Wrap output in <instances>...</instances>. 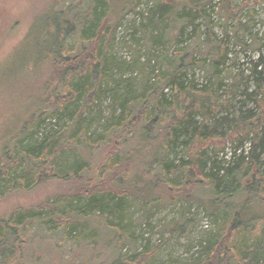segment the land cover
Returning a JSON list of instances; mask_svg holds the SVG:
<instances>
[{"label":"trees","instance_id":"16d2710c","mask_svg":"<svg viewBox=\"0 0 264 264\" xmlns=\"http://www.w3.org/2000/svg\"><path fill=\"white\" fill-rule=\"evenodd\" d=\"M212 1L53 0L43 19L51 31L40 37V45L48 47L40 67L46 69L34 76L43 79L38 102L2 146L0 187L27 194L49 183L54 193L0 218V264H41L43 256L62 264L60 246L40 234L47 227L49 239L56 229L75 252L88 251L80 264L109 250L117 255L109 264H149L153 251L122 254L133 240L123 224L130 209L191 202H205L215 232L188 264H264V214L258 210H264V83L255 65L254 91L248 93L247 79L238 76L224 84L231 73L225 68L220 77L218 70L226 64L227 38L216 41L211 33L205 9ZM140 2L145 12L134 33L141 36L131 48L138 54L142 41L144 61L134 60L141 81L133 87L123 81L110 52L119 22ZM222 4L221 10L237 17L230 0ZM237 21L233 39L244 49V36L258 39L250 20ZM187 29L191 34L185 37ZM204 70L213 79L198 85L194 73ZM240 86L252 109L221 118L223 111L231 113L227 99ZM107 96L109 115L103 123L94 116L91 134L87 115ZM61 116L67 123L59 130L22 145L46 120ZM245 141L247 151L241 149ZM227 144L231 161L216 166L213 158ZM68 153L78 160L64 168ZM189 221L182 213L170 228L185 236ZM78 229L83 231L72 236Z\"/></svg>","mask_w":264,"mask_h":264},{"label":"rangeland","instance_id":"374dc122","mask_svg":"<svg viewBox=\"0 0 264 264\" xmlns=\"http://www.w3.org/2000/svg\"><path fill=\"white\" fill-rule=\"evenodd\" d=\"M126 0H122L125 2ZM222 0H213L211 5L206 7L205 14L209 16L212 24V35L216 41H220L226 34V64L219 68L220 77H225L224 69L230 71V78H226L225 85H229L232 78L238 76L247 79L248 93L255 90L254 78L250 76L251 69L258 65L257 71L260 72V80L264 83V0L261 5L256 4V0H230V7L233 14L237 17H231L225 4L218 5ZM144 2V1H143ZM140 4L132 11L124 15L115 30V41L111 49V57L117 65H120V71L123 75V81L128 82L131 86H137L141 81L139 71L136 68L135 58L139 57V63H143L142 45L139 42V55L134 53L132 45L140 39L139 33H134L135 27L139 22V14L145 12V3ZM53 0H0V155L2 146L10 144V138L14 132L29 118L31 110L38 102L37 86L42 85L43 79L37 80L34 77L38 74L41 65L48 58V47H42L41 35L51 31L46 21L44 12L51 7ZM43 14V15H42ZM42 17V21L38 24ZM236 18V19H235ZM248 23L251 27V35H256L254 39L250 35L244 36V49L235 44L233 39V29L237 26L238 21ZM196 23H200L198 20ZM203 29V28H202ZM191 29L185 31L184 36L188 37ZM184 39V38H183ZM199 55V54H197ZM46 66L40 69L41 76L45 73ZM47 72V71H46ZM199 73V74H198ZM211 73L204 70L195 71L194 81L201 85L207 80H212ZM119 72L116 71L118 77ZM227 77V76H226ZM30 78V79H28ZM34 78L35 81L33 80ZM36 91V92H35ZM244 88L238 87L234 94L228 100V111H223L221 118L235 119L239 110L243 112L252 109V103L244 96ZM111 98L102 99L93 112L88 113L87 117L93 121L89 128L91 134H95V120L100 119V123L108 117L110 112ZM97 116V119H94ZM61 119L46 120L38 128L34 136H26L22 145L29 147L33 142L42 139L49 134V131L59 130L60 127L67 123V118L61 116ZM223 130H226L225 123L221 124ZM224 127V128H223ZM249 142L245 141L242 150L247 151ZM233 148L227 144L224 151L213 158L216 166H225V161H231ZM239 152L237 151L236 154ZM78 158L71 154H65L62 158V166L68 167L77 161ZM224 162V164H223ZM212 163V161H211ZM210 165V164H209ZM55 184H45L41 188L31 192H16L8 194L0 187V218L7 216L13 210L19 207L29 208L36 206L47 196L54 193ZM204 201V198H203ZM262 214L264 210L258 209ZM184 214L189 223L186 227L187 235L177 234L173 228H170L171 222H176L180 214ZM258 215V212L254 211ZM94 215H97L95 212ZM129 217L123 224H128L129 233L132 237V245L128 246L122 254L125 257L137 252L153 251V259L149 264H188L200 251V244H204L211 236L214 235L213 217L205 210V202L184 203H166L162 206H155L150 210H142L134 206L127 214ZM122 224V225H123ZM48 228V227H47ZM47 228H42V234L54 245H59L57 249L61 252L62 264L71 263L80 264L88 251L75 252V247L62 242V231L53 230L49 239ZM52 229V228H51ZM103 230V229H102ZM78 229L73 232L72 236L78 235ZM57 232V234H55ZM100 234L97 240L101 239ZM248 235V234H246ZM252 243V241H251ZM250 243V244H251ZM54 247V248H56ZM77 255V258L74 256ZM81 256V257H78ZM117 257L114 250L100 253V256L94 257V262L89 264H109ZM41 264H53L52 261L43 256Z\"/></svg>","mask_w":264,"mask_h":264}]
</instances>
